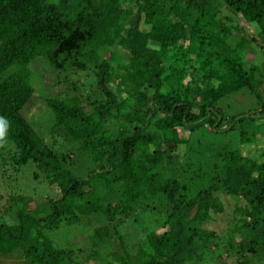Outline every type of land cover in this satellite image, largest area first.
Listing matches in <instances>:
<instances>
[{
	"label": "trees",
	"instance_id": "obj_1",
	"mask_svg": "<svg viewBox=\"0 0 264 264\" xmlns=\"http://www.w3.org/2000/svg\"><path fill=\"white\" fill-rule=\"evenodd\" d=\"M224 8L242 21L232 25ZM251 49L260 64L245 58ZM39 58L58 83L66 73L97 79L98 97L86 98L90 113L80 95L46 98L51 132H63L94 166L85 177L69 170L70 156L27 118L35 94L27 66ZM243 88L264 114V0H0V117L7 124L0 145L15 149L13 165L33 163L57 191L41 206L12 197L21 207L15 224H0V254H21V264H74L73 249L50 235L94 216L106 222L88 234L91 255L105 264H201L223 249L236 264H264V126L247 130L244 117L225 118L216 106ZM205 126L216 135L239 128L240 141L216 147L200 132L193 138ZM181 145L182 162L172 166ZM103 190L117 197L105 200ZM142 198L152 211L162 203L159 225L135 253L121 237L115 251V230ZM228 202L240 217L231 215L223 240L204 223Z\"/></svg>",
	"mask_w": 264,
	"mask_h": 264
},
{
	"label": "rangeland",
	"instance_id": "obj_2",
	"mask_svg": "<svg viewBox=\"0 0 264 264\" xmlns=\"http://www.w3.org/2000/svg\"><path fill=\"white\" fill-rule=\"evenodd\" d=\"M223 16H230L233 18L232 25L242 20L238 16L233 15L227 9L222 10ZM135 20V17L133 18ZM227 21V24H230ZM249 32L253 33L254 28L249 25ZM238 36L235 37V40ZM261 52V51H260ZM249 55L246 54V59L249 63L254 62L260 64L263 60L258 49L249 50ZM29 70V82L33 86L35 94L29 101L26 107L27 118L32 124L35 131L45 138L47 143L55 147L56 150L64 152L70 156L73 160L72 164H69V170L74 175L85 177L91 170H94L93 164L87 158V154L83 152L77 146L72 145L66 140L63 132H51L53 125L54 115L51 108L47 104V99L54 98H65V93L80 95L82 97L81 105L85 112L90 113L94 107L89 106L86 103V98L93 99L98 97V93L94 91V83L97 79L88 74L90 72H80L77 75L63 74L61 76L62 81L58 83V78L54 70L47 66V62L39 58L34 62H31L27 66ZM101 79V78H100ZM76 84V90L72 89V84ZM116 81L111 83L112 88L115 87ZM96 94V95H95ZM47 98V99H46ZM218 111L225 118L235 117L236 119H242L244 117L243 124L250 125L247 130H257L264 126V114H258L259 105L257 98L246 88L235 91L229 95L223 96L217 102ZM256 112V115L254 114ZM249 117H254L255 121L251 122ZM243 125V126H244ZM228 128V127H227ZM188 133V131H186ZM203 135V139L207 143H214L217 147L231 145L236 146L239 142L238 132L239 128H235L233 131L227 130L223 133L211 134L209 126H205L204 129L196 131L193 138L201 139L198 134ZM202 139V140H203ZM240 141V140H239ZM185 151V146H179L178 152L175 153L174 161L172 166L178 167L182 162V156ZM15 149L13 146L5 144L0 145V224H15L18 220L17 210L21 207V204L15 203L12 200L13 196H27L32 198L35 206H41L47 203L51 198L57 196V191L51 186L45 179V176L40 172L36 166L28 162L21 167H16L11 161V155L14 154ZM38 172V178L34 177V173ZM107 177H113V174L106 173ZM113 187H116L113 184ZM101 195L105 200H112L117 195L109 194L106 191H102ZM151 201L147 199H140L137 205V211L133 216L127 218L122 225L118 227L116 237L111 241L112 249L121 250V241L118 237L123 240L124 247L127 248L128 252L135 253L137 246L144 240L146 235L159 225V216L162 214L158 213L160 205L162 203H155L154 210H150ZM223 213L215 214L214 220L207 221L204 223V227L210 231H216L221 239L225 238L231 232L233 227L230 222L231 215L234 212V205L231 202L225 204ZM235 218L240 217L238 212L233 215ZM89 219V221L87 220ZM86 220H83L81 225L77 226H65L51 233L50 237L58 247H67L73 249V263L74 264H105L100 260H97L91 255V252L95 249L91 246L88 234L92 228L104 224L106 221L101 218L89 216ZM114 232V231H113ZM234 243L240 240V237L236 234L233 236ZM222 247L226 246L225 243L221 244ZM212 249L217 247L212 244ZM219 252V251H218ZM223 256L211 260L205 257L206 260L201 264H236V257L234 254L229 256L225 255L224 249L221 251ZM207 258L209 260H207ZM213 258V257H212ZM24 261L21 254H0V264H21ZM254 264H263L255 262Z\"/></svg>",
	"mask_w": 264,
	"mask_h": 264
},
{
	"label": "clouds",
	"instance_id": "obj_3",
	"mask_svg": "<svg viewBox=\"0 0 264 264\" xmlns=\"http://www.w3.org/2000/svg\"><path fill=\"white\" fill-rule=\"evenodd\" d=\"M6 121L3 117H0V142H3L6 134Z\"/></svg>",
	"mask_w": 264,
	"mask_h": 264
},
{
	"label": "water",
	"instance_id": "obj_4",
	"mask_svg": "<svg viewBox=\"0 0 264 264\" xmlns=\"http://www.w3.org/2000/svg\"><path fill=\"white\" fill-rule=\"evenodd\" d=\"M100 81H101V85L104 86V83H103V75L101 76Z\"/></svg>",
	"mask_w": 264,
	"mask_h": 264
}]
</instances>
